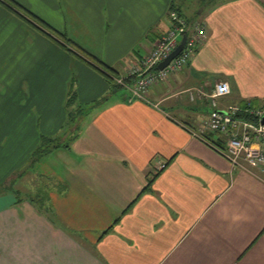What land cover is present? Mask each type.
Returning a JSON list of instances; mask_svg holds the SVG:
<instances>
[{"label":"crops","instance_id":"1","mask_svg":"<svg viewBox=\"0 0 264 264\" xmlns=\"http://www.w3.org/2000/svg\"><path fill=\"white\" fill-rule=\"evenodd\" d=\"M15 1L121 76L169 29L172 3L206 36L148 100L114 94L41 159L29 173L53 178L44 198L0 195V264H264V174L194 136L209 104L179 99L228 81L221 107L264 102V0ZM71 91L84 106L110 94L102 73L0 4V182L69 128Z\"/></svg>","mask_w":264,"mask_h":264},{"label":"built area","instance_id":"2","mask_svg":"<svg viewBox=\"0 0 264 264\" xmlns=\"http://www.w3.org/2000/svg\"><path fill=\"white\" fill-rule=\"evenodd\" d=\"M170 18L171 27L158 38L150 52L140 62L130 66L125 75L115 77L117 83L130 92L127 95L129 101L148 100L150 88L158 82L168 81L172 73L184 68L206 36L203 22L189 29L185 18L175 10L170 13ZM184 35H187L184 49L161 69L160 63L177 48ZM230 92L228 81L218 82L210 91L204 87L187 90L191 102L209 104L201 127L189 131L210 143L228 159L233 168L254 174H257V168L264 174V102L257 104L249 98L244 105L221 107L220 100ZM209 133L216 135L217 142L208 138Z\"/></svg>","mask_w":264,"mask_h":264},{"label":"trees","instance_id":"3","mask_svg":"<svg viewBox=\"0 0 264 264\" xmlns=\"http://www.w3.org/2000/svg\"><path fill=\"white\" fill-rule=\"evenodd\" d=\"M206 1L204 0V3H207ZM0 4L5 6L6 8H8L10 11L14 12L19 17L25 19L28 24L35 27L38 31L42 32L43 34L50 37L51 39L56 40V42H58L60 45L65 47L68 51L73 52L74 55L81 58V60H83L85 63H87L92 68L99 71L100 73H102V75L104 76V78L106 79V81L108 82V85H109L110 94H108V95L112 96V95L117 94L119 91L124 89L115 80V77L119 76L118 71L116 69L105 66V64L99 58H97L95 55L89 53L87 50H85L82 47L76 46V48L80 51L79 53L75 52L74 50L69 48L67 45H65L58 38V36L56 35V31L52 28V26L47 24L45 21H43L41 18H39L37 15H35L31 11H29L22 4L18 3L15 0H0ZM173 10H175L180 16L185 18L189 29H191V27H193L196 23L201 22V21L192 22V20L190 18L188 19V17L183 14L181 8L176 3H172L171 8H170V13ZM170 23H171V21H170ZM170 27H171V24H170ZM60 35L62 37H64V39L67 40L69 43L72 42L69 38H67V36L65 34H60ZM127 79H128V81L130 80V78H127ZM108 95H106L104 97V99H107ZM77 100H78L77 93L75 91H71L69 96H68L67 102H66V106L68 108V119H69L68 121H72L77 110H78V112H84L86 110L84 104L78 105ZM96 102H94L95 105L100 104L99 102L98 103H96ZM245 103H243L242 105H244ZM70 107L72 108V111H70ZM73 123H74L73 128L70 129L69 130L70 132L68 133L71 135V141L70 142L65 141L66 139H64L61 136H43L41 141H40V144L38 145L36 151L32 154V157H31L30 161L28 162V164L26 165V167L22 168L21 170H18L17 172L15 171V173L13 175L9 176L6 180L0 182V195L12 193L16 196V198L18 200H21L22 198H24L21 195V191L15 187V184L22 177H24L26 173L32 172L35 165L41 159H43L46 155L55 151L56 149L70 147L71 142L74 141L75 139H77V137L79 135V128H80L79 125L76 124V122H73ZM63 134H65V133H63ZM213 135L215 136L214 133H209L208 138L217 142V140L213 138ZM67 136L68 135H66V137ZM219 145H220V143H219ZM42 177L45 180H47L48 183H46V185H54L55 184L52 177L43 176V175H42ZM151 182H152V180L150 181V183ZM44 193H45L44 191H42V193L40 192V195H42L41 198L45 197Z\"/></svg>","mask_w":264,"mask_h":264},{"label":"rangeland","instance_id":"4","mask_svg":"<svg viewBox=\"0 0 264 264\" xmlns=\"http://www.w3.org/2000/svg\"><path fill=\"white\" fill-rule=\"evenodd\" d=\"M200 1V0H199ZM194 7H198V2L197 0H195V4H193ZM186 92V91H184ZM130 92L127 90V89H123L121 91H119L118 95H128ZM113 97V95H108L107 96V99H104L103 98H100L99 100H97L96 103H100L99 105H95L94 102H92L91 104H88L87 106L85 105V108L86 110L84 112H77L75 113L74 115V118L72 119V121H68V124H69V128L72 127L74 125L73 122H76L77 125L82 126L84 123H86L87 121H89L92 117H93V114L96 113L97 111V108L99 106H102L104 105L105 103H107L109 100H111ZM184 97H186L189 101V94L188 93H182L181 96H180V100L182 99V101L184 100ZM258 99L260 98H263L264 99V96H257ZM257 99V98H256ZM191 103V101H190ZM193 103V102H192ZM191 103V104H192ZM257 104H260L258 101H256ZM229 104H225L224 106H228ZM74 107V106H73ZM70 111H72V108L70 107ZM69 128H66L64 129V133L61 137H63L64 139H66L65 141H71V135L68 134L70 131H69ZM79 131H80V128H79ZM66 133L68 135V138L66 137ZM216 136V135H215ZM47 180H45L42 175L40 174H34V173H26L24 177H22L16 184H15V187L21 191V195L23 197H27L28 196H35L36 199H40L42 197V195L39 194V192L42 193V191H44V188H45V185H46Z\"/></svg>","mask_w":264,"mask_h":264},{"label":"water","instance_id":"5","mask_svg":"<svg viewBox=\"0 0 264 264\" xmlns=\"http://www.w3.org/2000/svg\"><path fill=\"white\" fill-rule=\"evenodd\" d=\"M186 41H187V35H184L183 38H182V40H181V42H180V44L177 46V48L165 60H163L160 63L159 67L161 69H164L167 65L170 64V62L175 57H177L180 54V52L184 49V46L186 44ZM263 123H264V119H263Z\"/></svg>","mask_w":264,"mask_h":264}]
</instances>
